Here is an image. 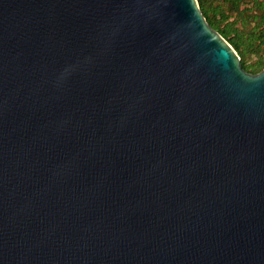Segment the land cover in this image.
Returning a JSON list of instances; mask_svg holds the SVG:
<instances>
[{"label":"water","instance_id":"water-1","mask_svg":"<svg viewBox=\"0 0 264 264\" xmlns=\"http://www.w3.org/2000/svg\"><path fill=\"white\" fill-rule=\"evenodd\" d=\"M0 264H264V68L197 0H0Z\"/></svg>","mask_w":264,"mask_h":264},{"label":"trees","instance_id":"trees-1","mask_svg":"<svg viewBox=\"0 0 264 264\" xmlns=\"http://www.w3.org/2000/svg\"><path fill=\"white\" fill-rule=\"evenodd\" d=\"M209 27L237 53L246 72L264 68V0H197Z\"/></svg>","mask_w":264,"mask_h":264}]
</instances>
